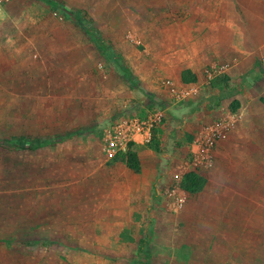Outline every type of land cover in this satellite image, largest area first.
<instances>
[{
    "label": "rangeland",
    "instance_id": "rangeland-1",
    "mask_svg": "<svg viewBox=\"0 0 264 264\" xmlns=\"http://www.w3.org/2000/svg\"><path fill=\"white\" fill-rule=\"evenodd\" d=\"M0 14V264H264V97L226 99L236 77L213 61L214 40L264 26V0H7ZM149 119L135 173L105 140ZM188 172L200 192L180 187Z\"/></svg>",
    "mask_w": 264,
    "mask_h": 264
},
{
    "label": "crops",
    "instance_id": "crops-1",
    "mask_svg": "<svg viewBox=\"0 0 264 264\" xmlns=\"http://www.w3.org/2000/svg\"><path fill=\"white\" fill-rule=\"evenodd\" d=\"M231 38L224 46L221 41L214 40L213 43L214 64L225 61L228 76L236 77L233 90L225 98L248 102L264 97V64L260 65L264 57V26H258L255 31H233ZM201 127L197 126L196 129L200 131Z\"/></svg>",
    "mask_w": 264,
    "mask_h": 264
},
{
    "label": "built area",
    "instance_id": "built-area-1",
    "mask_svg": "<svg viewBox=\"0 0 264 264\" xmlns=\"http://www.w3.org/2000/svg\"><path fill=\"white\" fill-rule=\"evenodd\" d=\"M7 0H0V6ZM264 62V58H263ZM165 87L169 93L174 94L176 92V86L171 81L165 82ZM154 120L149 119L145 121L139 120H127L115 124L111 131L108 132L106 137V144L104 147L105 153L112 157L115 154L127 153L130 144H145L150 141L151 128ZM227 125L219 124L212 127H207L205 131L200 133L195 141L193 148V160L198 164L206 165L210 158V151L213 147L215 140L220 134V129H225ZM174 196L176 206L181 208L184 204V197L178 192H172Z\"/></svg>",
    "mask_w": 264,
    "mask_h": 264
},
{
    "label": "trees",
    "instance_id": "trees-1",
    "mask_svg": "<svg viewBox=\"0 0 264 264\" xmlns=\"http://www.w3.org/2000/svg\"><path fill=\"white\" fill-rule=\"evenodd\" d=\"M52 8L58 10V11H64V9L57 5V4H52ZM66 15L68 16L69 19L73 20V21H79L78 19V15L75 13H66ZM80 24L82 25V27L84 29H86L87 33L90 35V37L95 41L96 45L98 46L99 49H103V45L101 44V42L99 41L98 37L96 36L95 33H93L91 30L87 29L88 25L86 23H83L81 21H79ZM108 52V54H107ZM106 52V55L112 59L113 58L110 54L109 51ZM114 63H116L115 61H113ZM118 67V70L120 68V71L123 73V75L125 77H128V74L122 70V68L115 64ZM129 82L131 83L133 80L132 78L128 77ZM234 104L231 105V109L235 110L236 109V105H238L237 101L233 102ZM63 137L61 138H44V139H40V138H27V137H13L7 140L2 141L3 144H5L6 148H12V149H23V148H28V149H36L45 145H48L50 143H57L60 141H63ZM122 162L133 172L135 173H139L140 171V162H139V158L138 155L135 151L133 150H128L127 153L123 154L121 156ZM205 180L203 177H201L199 174L195 173V172H188L186 173L181 180L180 183V187L187 193L190 194H195L200 192L203 189ZM143 242H141L142 245ZM141 245L140 248L141 249ZM130 264H134V262H130ZM141 264V263H139Z\"/></svg>",
    "mask_w": 264,
    "mask_h": 264
},
{
    "label": "clouds",
    "instance_id": "clouds-1",
    "mask_svg": "<svg viewBox=\"0 0 264 264\" xmlns=\"http://www.w3.org/2000/svg\"><path fill=\"white\" fill-rule=\"evenodd\" d=\"M3 18V15L2 14H0V19H2Z\"/></svg>",
    "mask_w": 264,
    "mask_h": 264
}]
</instances>
